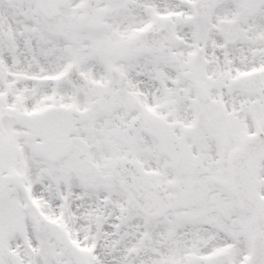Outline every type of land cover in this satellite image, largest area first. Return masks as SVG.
Instances as JSON below:
<instances>
[{
	"label": "snow or ice",
	"instance_id": "obj_1",
	"mask_svg": "<svg viewBox=\"0 0 264 264\" xmlns=\"http://www.w3.org/2000/svg\"><path fill=\"white\" fill-rule=\"evenodd\" d=\"M0 264H264V0H0Z\"/></svg>",
	"mask_w": 264,
	"mask_h": 264
}]
</instances>
